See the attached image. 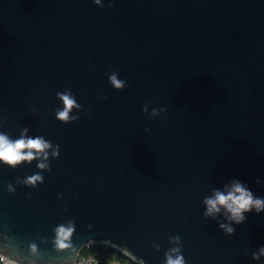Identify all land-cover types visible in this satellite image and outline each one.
Returning <instances> with one entry per match:
<instances>
[{
  "label": "water",
  "instance_id": "1",
  "mask_svg": "<svg viewBox=\"0 0 264 264\" xmlns=\"http://www.w3.org/2000/svg\"><path fill=\"white\" fill-rule=\"evenodd\" d=\"M0 134L51 145L0 161V256L264 264V212L236 224L204 203L233 181L264 198V0H0Z\"/></svg>",
  "mask_w": 264,
  "mask_h": 264
},
{
  "label": "clouds",
  "instance_id": "2",
  "mask_svg": "<svg viewBox=\"0 0 264 264\" xmlns=\"http://www.w3.org/2000/svg\"><path fill=\"white\" fill-rule=\"evenodd\" d=\"M99 3V0H96ZM109 81L112 86L116 89H122L125 86V81L117 78V74L113 73L109 76ZM59 99L63 102L64 108L62 111L58 110L56 112V118L63 122H68L70 119V112L73 107H78L75 100L66 93H57ZM144 112H147V106L143 108ZM166 111V109H156L152 110V116H158L161 112ZM71 119H76V117H71ZM148 129L146 128L145 131ZM25 132L27 129L24 130ZM51 145L45 142L42 138H28L25 139L22 135L20 139L11 141L6 135L0 134V161L6 164L15 166L22 161H32L36 158L35 154L43 153L45 149L49 148ZM54 156L58 155V152L53 153ZM45 159L47 156L45 154ZM37 167L45 168L46 165L41 163ZM43 178L40 175H33L27 179V183L35 184L37 181L42 182ZM260 183V181H256ZM11 189V186L9 188ZM206 205L205 216H214L219 213L221 209L228 214L227 219L236 223L241 224L246 219V214L255 211L259 214L264 212V198L257 197L253 192L240 181H233L228 187L226 192L216 191L213 197L206 198L204 201ZM226 233L229 235L234 233V228L230 227L228 224L221 223L219 225ZM73 228L71 226L65 228L60 226L57 229L58 240L57 243L59 247L65 248L68 245L65 241L71 236ZM178 241V238H176ZM173 252H178L179 249H173ZM260 255H264V248L260 249ZM258 256L254 254L253 259H257ZM167 264H184V258L180 255L173 256L171 254L167 255Z\"/></svg>",
  "mask_w": 264,
  "mask_h": 264
},
{
  "label": "trees",
  "instance_id": "3",
  "mask_svg": "<svg viewBox=\"0 0 264 264\" xmlns=\"http://www.w3.org/2000/svg\"><path fill=\"white\" fill-rule=\"evenodd\" d=\"M94 255L98 258L99 264H109L113 259L120 258L128 264H137L129 256L121 251L103 244L90 245L83 250L80 256ZM0 264L1 261H0Z\"/></svg>",
  "mask_w": 264,
  "mask_h": 264
},
{
  "label": "built area",
  "instance_id": "4",
  "mask_svg": "<svg viewBox=\"0 0 264 264\" xmlns=\"http://www.w3.org/2000/svg\"><path fill=\"white\" fill-rule=\"evenodd\" d=\"M0 261L2 264H18L12 260H9L8 258L4 256H0ZM75 264H99V260L94 255L79 256ZM109 264H128V263H126L120 258H117V259L111 260Z\"/></svg>",
  "mask_w": 264,
  "mask_h": 264
}]
</instances>
